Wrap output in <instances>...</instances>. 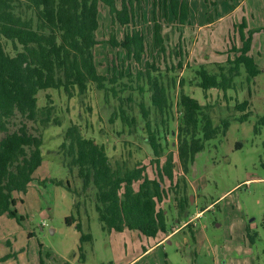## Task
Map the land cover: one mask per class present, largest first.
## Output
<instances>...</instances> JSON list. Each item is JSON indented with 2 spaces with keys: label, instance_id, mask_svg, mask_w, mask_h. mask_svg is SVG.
Instances as JSON below:
<instances>
[{
  "label": "rangeland",
  "instance_id": "obj_1",
  "mask_svg": "<svg viewBox=\"0 0 264 264\" xmlns=\"http://www.w3.org/2000/svg\"><path fill=\"white\" fill-rule=\"evenodd\" d=\"M190 14L183 27H177L170 12L153 0H140L133 24L142 30L145 40L144 60L160 68L176 63L177 57L161 55L154 45L153 24L158 21L165 35L168 52L180 45L183 69L169 71L164 81L170 84L171 113L165 127H160L164 152L176 149V131L179 123L177 108V78H185L183 91L196 98L208 111L212 123L219 126L215 137L204 141L196 153L188 172L183 173L175 162L176 175L185 179V195L189 199L187 217L177 216L174 194L162 202L165 209L169 242L157 246V240L124 229L103 228L98 220L93 198L94 189H82L76 168L70 172L62 162L59 145L66 126L76 123L84 136L105 146L112 164L125 162L132 167L136 162L147 164L152 151L145 142L144 120L138 102L144 101L151 118L160 123L150 102V92L142 94L136 81L125 76L135 72L137 63L129 59L121 47L112 48L104 42L110 32L111 18L106 6L98 12L97 38L102 42L95 47L98 72L110 76L122 71L120 83L132 88L120 90L117 95L89 84L87 92L69 98L62 90L46 89L37 93L38 106H52L53 121L37 125L42 136V162L35 170L25 193H14L20 200L15 208L21 222L3 215L0 217V257L9 256L0 264H264V125L258 120L264 113V71L246 80L240 67L234 86L225 92L219 89L203 91L196 86L195 69L203 64L209 70L226 65V52L232 43L240 46L236 28L244 19L251 30L252 55L259 68H264V0H189ZM126 28V27H125ZM179 28V30L177 29ZM182 28V41L179 31ZM116 35L122 38L124 28L116 24ZM181 36V35H180ZM178 41L180 43H178ZM0 43L13 53L9 41L0 37ZM232 55V54H231ZM131 96L132 101L120 98ZM248 100L245 109L236 103ZM122 105L134 118L131 126L117 114ZM248 113L245 120L240 117ZM229 125L222 133L221 120ZM166 129V131H165ZM163 134V135H162ZM164 139V140H163ZM183 189V184H180ZM180 189V191H181ZM204 210L197 217L195 213ZM66 217L74 221L66 224ZM79 223L81 230L75 224ZM52 229V230H51ZM190 229H195L193 236ZM177 230V231H176ZM89 233L91 239L80 242V234ZM154 245L143 252L144 247ZM81 246V251L79 250ZM83 254V260L80 258Z\"/></svg>",
  "mask_w": 264,
  "mask_h": 264
},
{
  "label": "trees",
  "instance_id": "obj_2",
  "mask_svg": "<svg viewBox=\"0 0 264 264\" xmlns=\"http://www.w3.org/2000/svg\"><path fill=\"white\" fill-rule=\"evenodd\" d=\"M153 1L155 5L161 4L166 13L172 14L177 27L188 22L189 0ZM101 5L107 7L111 18L109 36L104 42L112 48H123L129 59L137 63L135 72L125 76H131L129 81H136L140 94L147 88L154 112L159 116L160 123L153 122L150 109L143 100L138 102L146 132L144 140L153 156L147 164L140 161L132 167L125 162L112 164L105 146L84 136L79 125L70 122L59 145L62 162L70 172L76 168L83 190L94 189L95 210L103 228L114 231L127 229L158 241L168 231L165 209L161 205L169 193L174 194L177 216L182 218L184 214L187 217L189 199L183 191L186 182L182 176L176 175L175 162L183 173L188 172L204 141L215 137L219 126L213 125L205 106L183 91L185 78L180 76L176 80L179 87L176 105L180 114L175 134L176 149L164 152L166 148L160 140L162 130L159 126L165 127L163 117L171 113L169 90L175 79L170 78L168 82L162 76L169 71L183 69L182 47L179 45L178 50L168 52L161 25L155 21V47L163 56L169 53L177 57V62L165 66L162 72L154 62L144 60L143 32L135 26L128 28L134 22L140 0H0V37L10 42L13 51L8 52L0 43V217L6 215L17 222L22 221L15 208L20 199L14 193L26 192L35 170L41 165L42 136L37 125L50 121L61 124L58 118L53 117L52 106H38L39 90H62L71 98L75 94L84 95L89 84L105 95L108 92L117 95L119 87L120 90L132 88L126 83L118 86L121 70L112 72L110 76L97 70L94 50L102 43L96 34ZM116 24L124 28L122 38L116 35ZM245 29L243 19L236 28L241 44L237 46L232 41L226 52L225 66L219 64L216 70H209L203 64L197 66V87L203 91L219 89L225 92L234 86L233 79L239 75L241 66L246 72V80L264 71L249 54L252 32ZM179 32L182 41V28ZM120 99L121 102L132 101L131 96ZM248 103V100H243L235 107L243 110ZM117 111L111 121L117 115L128 126L135 122L121 104ZM248 113L240 119L245 120ZM258 121L264 125V113ZM228 125L227 119L221 120L222 133ZM73 221L72 217L65 219L66 224ZM75 227L81 230L79 223ZM261 227L264 230V219ZM190 234L194 235L192 229ZM90 239L89 233L80 234V242ZM8 257H0V262ZM80 258L83 260L82 253Z\"/></svg>",
  "mask_w": 264,
  "mask_h": 264
},
{
  "label": "crops",
  "instance_id": "obj_3",
  "mask_svg": "<svg viewBox=\"0 0 264 264\" xmlns=\"http://www.w3.org/2000/svg\"><path fill=\"white\" fill-rule=\"evenodd\" d=\"M201 212L202 211H199V212H197V213H195V216L197 217L198 215H200L201 214ZM193 230V232L195 233L196 231H195V229H192ZM177 231V230H176ZM175 232V231H174ZM174 232H171L169 229H168V231L166 232V234L163 236V238L162 239H160V240H158L154 245H160V243L162 242V240L163 241H168L169 242V238L168 237H170V234H172V233H174ZM135 234H136V232H134ZM193 233V234H194ZM154 245H148V247H144V249L142 250L143 252H146L147 250H149V249H151Z\"/></svg>",
  "mask_w": 264,
  "mask_h": 264
},
{
  "label": "water",
  "instance_id": "obj_4",
  "mask_svg": "<svg viewBox=\"0 0 264 264\" xmlns=\"http://www.w3.org/2000/svg\"><path fill=\"white\" fill-rule=\"evenodd\" d=\"M52 230V229H51Z\"/></svg>",
  "mask_w": 264,
  "mask_h": 264
}]
</instances>
